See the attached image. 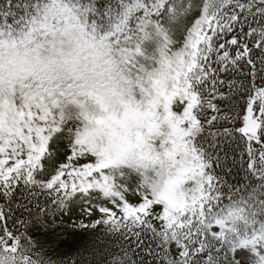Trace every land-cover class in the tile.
I'll use <instances>...</instances> for the list:
<instances>
[{
    "label": "snow or ice",
    "instance_id": "1",
    "mask_svg": "<svg viewBox=\"0 0 264 264\" xmlns=\"http://www.w3.org/2000/svg\"><path fill=\"white\" fill-rule=\"evenodd\" d=\"M197 6V0L77 5L129 62L148 54L158 29L160 67L145 101L160 97L169 131L156 148L169 171L187 168L184 193L145 191L127 172L117 173L104 147L69 122L56 93L26 89L15 99L0 97V264L5 253L14 264H51L58 250L78 244L64 239L66 231L80 234L55 215L74 204L81 211L70 220H99L132 242L135 256L124 250V259L113 254V264H264V0H207L181 46L182 20ZM47 7L46 0H3L0 33L34 31ZM54 141L67 145L62 164ZM242 166L248 187L230 180ZM49 195L57 203L44 199ZM19 208L31 211L20 217ZM36 228L47 237L40 247Z\"/></svg>",
    "mask_w": 264,
    "mask_h": 264
},
{
    "label": "clouds",
    "instance_id": "2",
    "mask_svg": "<svg viewBox=\"0 0 264 264\" xmlns=\"http://www.w3.org/2000/svg\"><path fill=\"white\" fill-rule=\"evenodd\" d=\"M78 3L46 0L48 7L34 31L0 33V97L15 99L26 89L56 93L69 122L85 128L90 139L104 147L117 173L138 177L145 191L159 187L165 195H182L190 173L186 167L168 170L166 154L156 148L169 131L160 97H150V105L145 101L152 90L151 73L160 67L158 29L153 26L148 54L129 62ZM78 132L72 129L73 136ZM4 257L5 264H14L7 253Z\"/></svg>",
    "mask_w": 264,
    "mask_h": 264
},
{
    "label": "trees",
    "instance_id": "3",
    "mask_svg": "<svg viewBox=\"0 0 264 264\" xmlns=\"http://www.w3.org/2000/svg\"><path fill=\"white\" fill-rule=\"evenodd\" d=\"M0 3H3V0H0ZM207 0H197V10L190 17V20L187 24V32L181 36V46L186 42V37L190 33V24L193 20H197L198 16L201 14V10L206 7ZM192 20V22H191ZM194 25V24H192ZM243 106V105H242ZM54 148H57V164H62L68 160L67 156V145L66 143H57L54 141ZM227 175V173H226ZM250 175L249 171L246 170V166H242L240 170L233 172L230 175V180L234 185L244 184L245 187H248L246 177ZM136 180H139L137 177ZM231 192V187L227 189ZM0 193V197H2ZM134 201L142 199L138 195H133ZM239 198V197H238ZM45 200H48L52 203H57L51 200V196H45ZM103 203H112L110 200L105 199ZM229 203H231V198H229ZM74 209L76 213L81 211V206L77 205H67V211L64 214L63 208L60 213L55 215L63 214V220H60V223H66L74 232L79 233L80 236L73 235L72 232H65L64 239H71L72 241H79L78 244L68 247L65 246L63 251H57L52 257L51 264H113V254H115L120 259H124L122 251L127 250L131 256H135L133 251V246L131 241H125L122 233L117 232L115 229L111 228L108 224H102L99 220L91 222L82 215H77L75 219H69L74 214ZM27 211L24 208L18 209V215L23 217L26 215ZM91 215V213L89 214ZM55 218V216H54ZM99 218V217H97ZM158 223H162L159 222ZM35 227V226H33ZM217 230H222V226H218ZM44 231H48L47 228ZM35 244L37 247H40L42 241L47 239L45 235L41 233V229L36 228V233H33ZM124 241V243H121ZM60 242L57 241V244ZM125 245L127 246L125 248ZM51 248V245L46 249H42L41 254H46Z\"/></svg>",
    "mask_w": 264,
    "mask_h": 264
},
{
    "label": "rangeland",
    "instance_id": "4",
    "mask_svg": "<svg viewBox=\"0 0 264 264\" xmlns=\"http://www.w3.org/2000/svg\"><path fill=\"white\" fill-rule=\"evenodd\" d=\"M197 5H198V4H197ZM189 20H190V18H189ZM189 20H187L186 23H184V24L180 27V29H179V36H178V39L181 38V36L185 33V31L187 32V30H186L187 28H186V27H187V24H188ZM195 21H196V20H193V22H192V20H191L192 23L190 24V26L188 27V29L191 28V26H193L192 24H194Z\"/></svg>",
    "mask_w": 264,
    "mask_h": 264
}]
</instances>
